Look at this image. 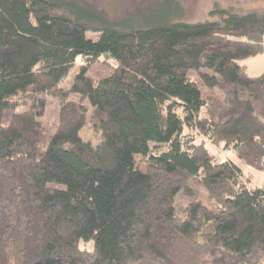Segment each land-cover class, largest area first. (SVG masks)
<instances>
[{"label": "trees", "instance_id": "obj_1", "mask_svg": "<svg viewBox=\"0 0 264 264\" xmlns=\"http://www.w3.org/2000/svg\"><path fill=\"white\" fill-rule=\"evenodd\" d=\"M213 7L0 0V264H264V188L208 148L264 171V9Z\"/></svg>", "mask_w": 264, "mask_h": 264}, {"label": "rangeland", "instance_id": "obj_2", "mask_svg": "<svg viewBox=\"0 0 264 264\" xmlns=\"http://www.w3.org/2000/svg\"><path fill=\"white\" fill-rule=\"evenodd\" d=\"M81 3L84 6H88L96 10L97 12H102L109 19L121 20L126 16L136 15L139 11H148V9L154 8V6L163 0H74ZM180 7L183 10L184 20L187 22H199L205 20L209 12L214 8L215 4H219L223 7H234L238 10H254V9H264V0H179ZM80 59L78 60V64ZM241 65L245 67L246 72L249 76L256 78L264 73V53L257 55L256 57L246 58L240 61ZM67 75L65 79L62 80L60 86L64 89H68L73 83V78L78 72L77 66ZM48 109L46 117L43 119L45 126L51 127L55 130L58 122V110L59 103L49 97L48 99ZM82 135L92 143H97L99 138L93 134V131L88 128ZM201 138H198L200 141ZM209 150L220 160L227 161L230 160L240 167L241 173L243 175V180L249 187L253 189L264 188V171H257L251 167H247L244 162H241L239 157L230 150H224L223 146H212L208 143ZM136 165L142 172H148L150 166H148L147 158L138 156L136 159ZM250 179V180H249ZM248 181H250L248 183ZM193 186L196 191L201 195H206V189L201 185L198 179H195ZM187 200H180L178 202L179 206L186 205ZM91 248L93 247L90 243Z\"/></svg>", "mask_w": 264, "mask_h": 264}]
</instances>
